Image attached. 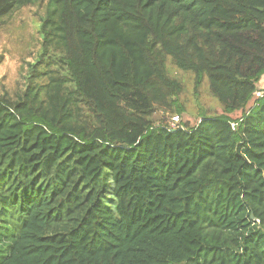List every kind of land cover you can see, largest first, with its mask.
Wrapping results in <instances>:
<instances>
[{
	"label": "trees",
	"instance_id": "1",
	"mask_svg": "<svg viewBox=\"0 0 264 264\" xmlns=\"http://www.w3.org/2000/svg\"><path fill=\"white\" fill-rule=\"evenodd\" d=\"M47 3L24 90L0 95V264H264V0ZM168 60L222 116L155 122L183 93Z\"/></svg>",
	"mask_w": 264,
	"mask_h": 264
},
{
	"label": "rangeland",
	"instance_id": "2",
	"mask_svg": "<svg viewBox=\"0 0 264 264\" xmlns=\"http://www.w3.org/2000/svg\"><path fill=\"white\" fill-rule=\"evenodd\" d=\"M48 11L47 0H38L28 6L17 7L9 15L0 18V95H9L16 99L17 93H22L30 76V66L39 60L42 51L41 24ZM53 58L39 70L47 75L69 77ZM167 71L170 76L177 78L183 84V93L178 98L173 113L157 110L155 122L158 125L177 126L186 128L197 126L203 116H222L223 109L210 93L207 81L203 86H195L194 75L179 70L171 60L167 61ZM48 76L35 80L33 85H46ZM73 87V84H69ZM255 98L261 97L264 91V76L258 84ZM252 101L248 107L253 106ZM237 114L234 117H240ZM179 118L177 120L176 118ZM233 117V118H234Z\"/></svg>",
	"mask_w": 264,
	"mask_h": 264
},
{
	"label": "built area",
	"instance_id": "3",
	"mask_svg": "<svg viewBox=\"0 0 264 264\" xmlns=\"http://www.w3.org/2000/svg\"><path fill=\"white\" fill-rule=\"evenodd\" d=\"M177 120H179V118H176ZM176 126V125H175ZM175 126H172V127H175ZM235 127V125H233Z\"/></svg>",
	"mask_w": 264,
	"mask_h": 264
},
{
	"label": "water",
	"instance_id": "4",
	"mask_svg": "<svg viewBox=\"0 0 264 264\" xmlns=\"http://www.w3.org/2000/svg\"><path fill=\"white\" fill-rule=\"evenodd\" d=\"M252 218L254 219V216L252 215Z\"/></svg>",
	"mask_w": 264,
	"mask_h": 264
}]
</instances>
